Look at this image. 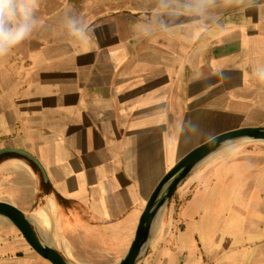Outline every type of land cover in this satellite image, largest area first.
<instances>
[{
    "label": "crops",
    "instance_id": "crops-1",
    "mask_svg": "<svg viewBox=\"0 0 264 264\" xmlns=\"http://www.w3.org/2000/svg\"><path fill=\"white\" fill-rule=\"evenodd\" d=\"M165 2L38 0L33 35L0 58V149L30 152L46 174L0 154V200L73 264L117 263L185 154L264 126V0H217L216 22L190 42L193 18ZM145 254L137 264H264V146L236 141L203 160ZM0 264L53 263L0 215Z\"/></svg>",
    "mask_w": 264,
    "mask_h": 264
},
{
    "label": "water",
    "instance_id": "water-1",
    "mask_svg": "<svg viewBox=\"0 0 264 264\" xmlns=\"http://www.w3.org/2000/svg\"><path fill=\"white\" fill-rule=\"evenodd\" d=\"M264 141V126H248L222 132L199 144L185 154L160 180L150 195L139 218L134 238L124 254L115 264H137L145 253L152 237V230L163 208L169 202L177 188L188 178L194 169L207 157L222 149L224 145L236 141ZM4 152H17L32 160L46 177L39 160L30 152L15 147L0 149ZM0 215L8 218L21 231L24 238L41 256L53 264H73L54 246L43 241L29 217L16 205L0 200Z\"/></svg>",
    "mask_w": 264,
    "mask_h": 264
},
{
    "label": "clouds",
    "instance_id": "clouds-1",
    "mask_svg": "<svg viewBox=\"0 0 264 264\" xmlns=\"http://www.w3.org/2000/svg\"><path fill=\"white\" fill-rule=\"evenodd\" d=\"M216 6L217 0H166L162 4L170 14L193 18L191 23L184 26L189 30V34L185 36L188 42L207 32L209 22H216ZM37 8L38 0H0V58L7 57L15 48L31 38L37 26ZM160 29L164 32L173 31L163 25H160ZM152 31L153 27L150 25L140 26L143 36L151 35ZM72 32L82 44L88 43L84 27L73 26ZM258 79L264 81V69L258 73Z\"/></svg>",
    "mask_w": 264,
    "mask_h": 264
},
{
    "label": "rangeland",
    "instance_id": "rangeland-1",
    "mask_svg": "<svg viewBox=\"0 0 264 264\" xmlns=\"http://www.w3.org/2000/svg\"><path fill=\"white\" fill-rule=\"evenodd\" d=\"M239 142H241V141H239ZM246 142H250V144H258V145H261V146H264V141H254V140H252V141H246ZM230 144H236V142H233V143H229V144H226V145H224V147H226V146H229ZM174 195V194H173ZM159 227H160V220H159V222H158V225H157V228H156V232H155V234L158 232V230H159ZM152 235H153V232H152ZM145 253L141 256V258H140V260L141 259H143L144 257H145Z\"/></svg>",
    "mask_w": 264,
    "mask_h": 264
},
{
    "label": "bare ground",
    "instance_id": "bare-ground-1",
    "mask_svg": "<svg viewBox=\"0 0 264 264\" xmlns=\"http://www.w3.org/2000/svg\"><path fill=\"white\" fill-rule=\"evenodd\" d=\"M210 156H211V155H210ZM161 215H162V212H160V214H159V216H158V218H157V220H156V223H155V225H154V227H153V230H152L153 234H155V232H156V228H157L158 222H159V220H160V218H161Z\"/></svg>",
    "mask_w": 264,
    "mask_h": 264
},
{
    "label": "trees",
    "instance_id": "trees-1",
    "mask_svg": "<svg viewBox=\"0 0 264 264\" xmlns=\"http://www.w3.org/2000/svg\"><path fill=\"white\" fill-rule=\"evenodd\" d=\"M31 161V160H30ZM32 162V164L34 165V167L37 169V170H40L39 169V167L33 162V161H31Z\"/></svg>",
    "mask_w": 264,
    "mask_h": 264
}]
</instances>
